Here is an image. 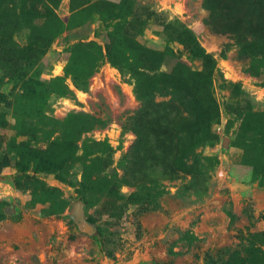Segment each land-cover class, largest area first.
I'll return each instance as SVG.
<instances>
[{
    "label": "rangeland",
    "instance_id": "374dc122",
    "mask_svg": "<svg viewBox=\"0 0 264 264\" xmlns=\"http://www.w3.org/2000/svg\"><path fill=\"white\" fill-rule=\"evenodd\" d=\"M79 199L99 264H264V0H0V221Z\"/></svg>",
    "mask_w": 264,
    "mask_h": 264
},
{
    "label": "crops",
    "instance_id": "0c3cea01",
    "mask_svg": "<svg viewBox=\"0 0 264 264\" xmlns=\"http://www.w3.org/2000/svg\"><path fill=\"white\" fill-rule=\"evenodd\" d=\"M30 214L0 221V264H99L89 221L72 215L75 226L67 228L65 217ZM101 261L112 264L113 259L106 255Z\"/></svg>",
    "mask_w": 264,
    "mask_h": 264
},
{
    "label": "water",
    "instance_id": "95a60500",
    "mask_svg": "<svg viewBox=\"0 0 264 264\" xmlns=\"http://www.w3.org/2000/svg\"><path fill=\"white\" fill-rule=\"evenodd\" d=\"M73 215L77 217V219L82 222L86 219L85 209H84V201L79 199L74 204Z\"/></svg>",
    "mask_w": 264,
    "mask_h": 264
},
{
    "label": "trees",
    "instance_id": "16d2710c",
    "mask_svg": "<svg viewBox=\"0 0 264 264\" xmlns=\"http://www.w3.org/2000/svg\"><path fill=\"white\" fill-rule=\"evenodd\" d=\"M191 96L196 100V101H200V99H199V96H198V92L196 91V93L195 94H193V93H191ZM86 221H89L91 224H92V227H93V229H94V233H95V225L93 224V221L90 219V218H86L85 219ZM78 221V220H77Z\"/></svg>",
    "mask_w": 264,
    "mask_h": 264
}]
</instances>
